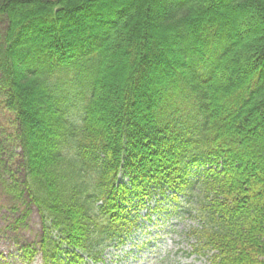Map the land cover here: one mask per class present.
<instances>
[{
  "label": "trees",
  "instance_id": "trees-1",
  "mask_svg": "<svg viewBox=\"0 0 264 264\" xmlns=\"http://www.w3.org/2000/svg\"><path fill=\"white\" fill-rule=\"evenodd\" d=\"M0 158L26 264L102 261L167 193L208 264H264V0H0Z\"/></svg>",
  "mask_w": 264,
  "mask_h": 264
},
{
  "label": "rangeland",
  "instance_id": "rangeland-1",
  "mask_svg": "<svg viewBox=\"0 0 264 264\" xmlns=\"http://www.w3.org/2000/svg\"><path fill=\"white\" fill-rule=\"evenodd\" d=\"M107 90L109 95L114 92L113 83L108 84ZM10 151L6 152L8 156ZM7 161L0 158V166ZM8 176L6 169L0 167V264H25L22 249L37 243L40 221L33 205L25 206L7 192ZM23 198L27 201L26 195ZM148 204L150 219L143 217V209L135 232L120 247H108L103 264H208L205 256L193 251L194 241L186 236L188 226L195 224L187 216L189 204L185 198L181 194L177 200L159 195ZM24 209H29V213L23 222L17 223ZM31 264H42L39 252Z\"/></svg>",
  "mask_w": 264,
  "mask_h": 264
}]
</instances>
